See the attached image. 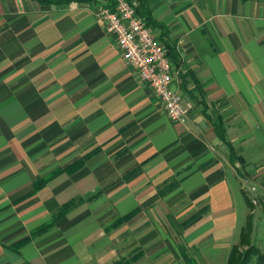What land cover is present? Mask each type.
Instances as JSON below:
<instances>
[{"label":"crops","instance_id":"0c3cea01","mask_svg":"<svg viewBox=\"0 0 264 264\" xmlns=\"http://www.w3.org/2000/svg\"><path fill=\"white\" fill-rule=\"evenodd\" d=\"M109 4L0 0V264H188L180 245L225 264L242 196L264 195V0L151 1L184 124L126 66Z\"/></svg>","mask_w":264,"mask_h":264},{"label":"built area","instance_id":"2783aa9c","mask_svg":"<svg viewBox=\"0 0 264 264\" xmlns=\"http://www.w3.org/2000/svg\"><path fill=\"white\" fill-rule=\"evenodd\" d=\"M136 6L126 0H116L115 6L99 7L98 17L116 40L126 66L133 68L152 89L169 120L184 124L196 108L175 89L185 72L173 63L166 47L138 15ZM250 191L255 189L252 187ZM251 202L255 205V198Z\"/></svg>","mask_w":264,"mask_h":264},{"label":"trees","instance_id":"16d2710c","mask_svg":"<svg viewBox=\"0 0 264 264\" xmlns=\"http://www.w3.org/2000/svg\"><path fill=\"white\" fill-rule=\"evenodd\" d=\"M42 6H55V7H64L68 6L71 3H96L99 2V0H32ZM130 3H135L137 13L140 17L144 19V22L148 28H150L154 33H159L160 37L158 38V41L163 44L167 51L169 57L172 59L173 63L176 66H180L178 55L175 52V49L167 42H164L165 32L164 27L161 25V23L157 22L153 16L152 11L150 9L151 1L153 0H126ZM110 5L115 6L116 0H108ZM186 77L184 76L183 79ZM80 164V163H79ZM54 175H51V177L48 179L39 180L35 187V192L39 191L50 179H52ZM245 202L247 204V207L252 212L253 210V204L251 202V199L245 194L244 195ZM257 201V208L260 211V217L264 220V195H260L256 198ZM83 200H74L70 203H68L65 208L63 209V212L60 216L63 214L69 212L74 207L81 204ZM252 214V213H251ZM249 214L247 217L246 227H243L240 233V239L237 244H234L231 246L227 257L225 264H249L251 262V259L253 257H258V260L260 262H264V256L259 253V249L249 242V235L251 233V220L252 215ZM59 218V216H58ZM52 225H46L42 228H40L36 234H41L44 231L50 229ZM247 231V234L246 232ZM243 247V248H242ZM181 252L188 264H196V260L194 258H189V255L186 253V248L180 245Z\"/></svg>","mask_w":264,"mask_h":264},{"label":"rangeland","instance_id":"374dc122","mask_svg":"<svg viewBox=\"0 0 264 264\" xmlns=\"http://www.w3.org/2000/svg\"><path fill=\"white\" fill-rule=\"evenodd\" d=\"M250 194L252 196L253 195L256 196V194H254V193H250ZM257 197H258V195L255 197V201H256ZM242 203L245 206V213H238L236 215L238 217V222H237V224H235L236 230L232 231V240H233L232 244H234L236 242V240H238V242H239L241 230L243 227H246L245 225L247 222V216L252 213L251 214L252 215V220H251L252 229H251V233L249 235V242L254 244L259 249V253L264 256V220L260 217L261 214H260L259 209L257 208V204H255V205L253 204L254 208L251 212L250 209L247 207V204H246L243 196H242ZM256 203H257V201H256ZM245 232L247 234V231H245ZM211 257L214 258L215 256H211ZM200 264H201V262H200ZM249 264H264V262H260L258 260V257H253Z\"/></svg>","mask_w":264,"mask_h":264}]
</instances>
